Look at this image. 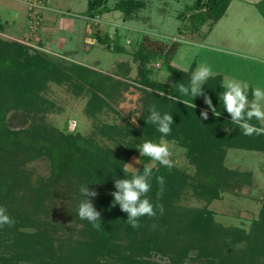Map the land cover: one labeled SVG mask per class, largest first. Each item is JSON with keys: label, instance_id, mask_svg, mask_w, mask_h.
I'll return each mask as SVG.
<instances>
[{"label": "trees", "instance_id": "trees-1", "mask_svg": "<svg viewBox=\"0 0 264 264\" xmlns=\"http://www.w3.org/2000/svg\"><path fill=\"white\" fill-rule=\"evenodd\" d=\"M230 1L195 0L177 17L181 22L185 17L184 26L193 33L205 24L209 31ZM256 5L264 16V0ZM142 7V0H117L113 8L132 17ZM103 9H107L106 0H87V16L94 17ZM96 36L106 47L112 46L106 33L103 38L98 32ZM112 48L120 50L117 45ZM176 48V43L166 45L144 35L134 51L142 91L137 125L95 122L94 130L83 135L45 121V113L53 107L44 95L48 84L64 82L77 94H89L85 110L96 116L111 108L107 97L123 82L79 63L65 65L50 54L0 35V206L15 221L0 227V264H186L190 256L200 264H264V200L248 229L216 223L207 207L223 191L251 185V173L229 168L225 157L229 148H241L258 150L264 159V135L245 136L231 123L219 98L224 91L221 74L212 75L202 86L221 113L219 117L209 111V118L200 120V110L207 108L203 97L193 99L194 109L179 100L167 99L170 96L191 101V97L179 93L176 85H189L194 64L187 71L173 66ZM156 58H162L173 75L170 83L152 76L149 63ZM150 105H155L162 115H172L174 123L169 135L162 136L154 124L148 123ZM12 110L24 111L30 123L10 128L6 115ZM250 123L264 126L255 119ZM162 139L174 140L185 148V156L194 168L192 173L176 165L167 168L156 162L150 166L151 159L140 156L138 146L145 140L160 143ZM132 155L140 160L138 170L142 171L143 165L153 169L148 198L154 205L159 190L155 178H165L159 200L164 213L140 218L138 229L127 223L126 213L118 205L113 206L110 195L115 191L114 179L133 174L125 171L124 165ZM41 156L49 159L50 172L34 177L27 164ZM81 185L98 193L89 199L101 213L99 229L77 215L83 199ZM188 186L205 200V205L189 207L180 203ZM59 195L65 196L72 225L52 217L50 204ZM155 255L167 259V263L154 260Z\"/></svg>", "mask_w": 264, "mask_h": 264}, {"label": "rangeland", "instance_id": "rangeland-1", "mask_svg": "<svg viewBox=\"0 0 264 264\" xmlns=\"http://www.w3.org/2000/svg\"><path fill=\"white\" fill-rule=\"evenodd\" d=\"M142 1L144 7L132 17H125L120 9L113 8L117 0H106L107 9H103L94 17H89L86 13L87 0H43L45 5L57 9L50 13L64 19V23H61L62 27L58 23L52 31L49 29L46 33L55 40V44L51 46L60 54L45 50L37 43L26 44L58 58L65 65L79 63L95 72L112 75L123 82L118 89L114 90L111 97H107L111 108L97 113L96 116L89 115L85 110L89 94H77L64 82L60 84L50 82L44 95L53 103V107L45 113L46 122L58 129L71 130L68 127L69 122L75 121V128L72 131L83 135H88L94 130L95 122L118 125L129 122L137 125L142 91L137 80L138 60L134 51L144 35L158 39L166 45L176 43L177 48L172 56L171 64L177 68L182 69L185 65L191 67L194 64L193 71H195L197 66L203 63L211 66L213 75L221 74L223 80L228 77L247 82L250 85L247 94L252 87L264 88V16L254 4L257 0H231L225 13L213 25L211 31H208V24H205L196 33L191 32L187 25L184 26L187 22L184 21L185 17L183 22L177 17L195 0ZM3 9V6L0 7V10ZM28 13L27 10L28 30L30 33H37L40 24L31 30ZM69 19H73L72 27L65 23ZM95 32H98L102 38L106 33L110 45H117L120 50L113 49L112 46L106 47L98 40L96 34L93 35ZM61 38L63 42L59 49L58 42ZM85 38H87L86 41ZM117 67L119 70L116 72ZM149 67L153 77L163 82L172 81L173 75L165 68L162 58L151 60ZM252 99L248 96L249 101ZM6 123L10 128L19 129L26 127L30 123V118L24 111L12 110L6 115ZM164 141L169 144L174 165L192 173L194 168L185 156V148L179 146L174 140ZM102 142L111 144L105 139ZM228 150V155L235 156L243 152L235 148ZM134 159L139 160L137 155H132L126 163H132ZM232 162L231 157L224 161L229 168L234 167ZM155 164L156 162L152 160L149 163L150 166ZM137 165L134 164L133 167L136 168ZM27 167L34 171V177L39 174L48 175L50 172V163L46 156L29 162ZM231 189L223 191L220 198L211 200L207 207L212 211L216 223L248 229L251 220L258 215L264 194L260 190L248 191L243 186ZM64 200L65 196L63 198L59 195L56 202L50 204L52 217L56 221L72 225L74 223L68 218L69 213L65 209ZM180 203L189 207H201L205 205V200L197 197L188 186ZM240 246L241 244L238 245ZM153 258L158 262L167 263V259L159 255ZM21 264L35 263L22 262ZM186 264H200V262L190 256Z\"/></svg>", "mask_w": 264, "mask_h": 264}, {"label": "clouds", "instance_id": "clouds-1", "mask_svg": "<svg viewBox=\"0 0 264 264\" xmlns=\"http://www.w3.org/2000/svg\"><path fill=\"white\" fill-rule=\"evenodd\" d=\"M189 67L190 65H185L182 70L187 71ZM212 75L211 66L203 63L198 65L191 74L188 86L183 83L176 85L179 93L184 97H191V101H182L177 97L170 96H167V99H173L175 102L179 100L194 109L196 105L193 103V99L203 97V103L207 108L200 110V120H207L209 111L212 112L213 116L219 117L221 113L217 111L216 106H213L211 98L202 89L204 83ZM222 87L224 91L220 93L219 98L222 101L223 110L231 118V123L237 125L245 136L264 135V126L257 127L250 123L253 119L264 122V88L252 87L253 99L249 101L247 93L250 85L247 82L226 77L222 82ZM148 111V123L154 124L162 136L169 135L172 131L171 125L174 123L172 115L168 113L162 115L155 105H150ZM70 123L74 126L76 122ZM138 151L140 156L149 157L164 167L172 168L174 166L167 141L162 140L160 143H155L151 140H145L138 146ZM134 164H140L139 160L134 159L132 163H124L125 171L131 170L133 174L130 178L114 179L115 191L111 192L110 195L115 202L113 206L118 205L120 210L126 213L127 223L133 229H138L141 226L140 218L144 216L155 217L157 213L161 215L164 213V206L159 203V200L163 196L165 178L163 176L155 178L159 190L156 193L157 203L154 205L148 198V193L152 189L153 169L148 165H143V170L140 171L133 167ZM79 191L83 199L78 204V217L81 220H87L94 229H99L101 227V213L89 199L96 198L98 193L95 190H90L88 185H81ZM14 223L15 221L7 214V209L0 206V227L11 226Z\"/></svg>", "mask_w": 264, "mask_h": 264}, {"label": "crops", "instance_id": "crops-1", "mask_svg": "<svg viewBox=\"0 0 264 264\" xmlns=\"http://www.w3.org/2000/svg\"><path fill=\"white\" fill-rule=\"evenodd\" d=\"M257 2H254V4H256ZM2 6L4 7V9L0 10L1 36L3 35L5 37H8L9 39H15L28 44L32 42L37 43L45 50L60 54L59 52L55 51L56 49L52 48L51 46L53 43L55 44V40L52 37H49V35H46L49 29H51L52 31L58 23L60 27H62L61 23L64 21V19H61L60 16L54 13H50L55 9L53 8V6L45 5L46 8L42 12V20L39 23L40 28L38 29L37 33L32 31H31L32 33H30V30H28L27 6L24 0H0V7ZM55 11H57V9H55ZM60 12H64V11L60 10ZM67 13H71V12H67ZM65 23L70 27H72L73 19H69ZM211 30L212 28L209 31ZM94 34H96V32L93 33V35ZM86 39L87 38H85L84 40L86 41ZM62 42L63 39L62 38L59 39L58 42L59 49L62 46L61 45ZM222 82H223V77H222ZM247 95L250 96V98H253L251 91H249V94ZM258 122L260 125H264V122L262 121H258ZM235 149H238L237 151L239 152L243 151L245 153L242 152L240 155H236V156L233 154L228 155L229 152L228 150L225 159L228 158L229 160V158L231 157L233 159L232 162L234 166L233 168H236L240 171H249L251 173V185H244L243 187H245L248 191L252 190V192L254 190H260L264 194V159L262 153L258 150H247L241 148H235ZM239 158L242 162H240ZM138 167L139 164L137 165L136 168Z\"/></svg>", "mask_w": 264, "mask_h": 264}, {"label": "built area", "instance_id": "built-area-1", "mask_svg": "<svg viewBox=\"0 0 264 264\" xmlns=\"http://www.w3.org/2000/svg\"><path fill=\"white\" fill-rule=\"evenodd\" d=\"M27 6L28 15H29V28L31 30L35 29L42 19V12L46 8L43 0H24ZM69 129L73 130V126L70 122L68 125Z\"/></svg>", "mask_w": 264, "mask_h": 264}]
</instances>
